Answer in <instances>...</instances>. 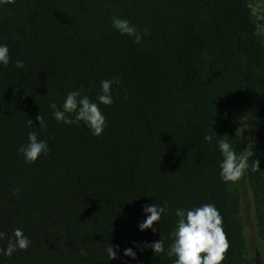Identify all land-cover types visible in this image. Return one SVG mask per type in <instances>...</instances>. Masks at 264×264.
<instances>
[{"label": "trees", "instance_id": "obj_1", "mask_svg": "<svg viewBox=\"0 0 264 264\" xmlns=\"http://www.w3.org/2000/svg\"><path fill=\"white\" fill-rule=\"evenodd\" d=\"M113 16L149 35L133 43ZM0 43L11 57L0 68V264H172L147 244L161 238L167 249L175 210L203 204L222 218L229 247L221 264H243L217 139L251 151L249 165L258 161L242 180L263 247L249 264H264V43L247 0H14L0 5ZM104 79L119 81L109 106L96 101ZM74 90L98 103L99 136L54 119L49 104ZM231 118L244 125L239 138ZM29 131L49 151L26 164L17 149ZM153 203L167 212L156 232L140 231ZM16 228L30 244L5 256Z\"/></svg>", "mask_w": 264, "mask_h": 264}, {"label": "clouds", "instance_id": "obj_2", "mask_svg": "<svg viewBox=\"0 0 264 264\" xmlns=\"http://www.w3.org/2000/svg\"><path fill=\"white\" fill-rule=\"evenodd\" d=\"M14 0H0V5L11 4ZM112 27L121 35H126L133 39V43L140 44L142 35H149L145 29L141 33L135 25L127 19L117 16L111 18ZM11 57L6 44L0 43V68L9 66ZM16 69H23L25 64L22 60L17 59L14 62ZM118 79H104L100 81L99 94L96 101L99 104L109 106L113 103L111 87L118 84ZM54 119L65 125H71L76 122H82L93 136H99L104 127H106L105 117L100 111L97 102L89 100L87 95H82L80 91L74 90L67 92L63 103L58 107L55 102L49 104ZM39 128L45 127V122L41 114L37 115ZM32 120H27V125L32 127ZM204 141L213 142V137L209 134L203 136ZM215 144L219 150L221 159L219 161V175L225 182H236L245 173L249 167L252 171L258 169V161L252 160L249 165V157L253 156L251 151L242 149L239 152L233 149L230 143L225 139H217ZM18 153L23 155L26 164L34 163L39 156L46 155L49 151L47 142L38 139L35 131L27 133V143L20 145ZM15 191H19L16 189ZM167 204L157 206L155 203L146 205L142 211L147 214L146 218L138 224V229L144 231L151 229L154 222L160 221L161 215L167 212ZM177 217L176 226L170 233L172 243L167 249L164 247L163 240L153 241L147 244L154 254L164 253L169 257H175L172 264H221L224 260V254L229 244L222 227V218L213 204H203L194 208H177L175 210ZM4 233L0 232V239ZM30 240L25 236L21 229L13 230L12 236L9 237L6 247L2 250L3 255L11 256L17 249L26 250ZM108 260L116 257V252L111 245L106 248ZM124 255L135 258L136 253L131 248L124 249Z\"/></svg>", "mask_w": 264, "mask_h": 264}, {"label": "rangeland", "instance_id": "obj_3", "mask_svg": "<svg viewBox=\"0 0 264 264\" xmlns=\"http://www.w3.org/2000/svg\"><path fill=\"white\" fill-rule=\"evenodd\" d=\"M255 18L258 34L264 43V0H247ZM234 124L233 138H239L244 128L241 120L231 118ZM229 188L237 202L236 220L243 241L245 260L243 264H249L256 249L263 250L254 219V210L251 194L243 183L242 177L236 182H229Z\"/></svg>", "mask_w": 264, "mask_h": 264}]
</instances>
